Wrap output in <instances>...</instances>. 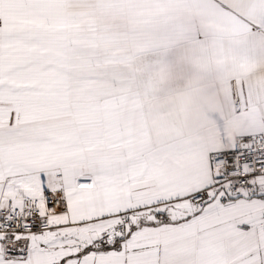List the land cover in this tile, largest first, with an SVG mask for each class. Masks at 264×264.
Returning <instances> with one entry per match:
<instances>
[{
  "label": "snow or ice",
  "instance_id": "6c2138e0",
  "mask_svg": "<svg viewBox=\"0 0 264 264\" xmlns=\"http://www.w3.org/2000/svg\"><path fill=\"white\" fill-rule=\"evenodd\" d=\"M0 264H264V0H0Z\"/></svg>",
  "mask_w": 264,
  "mask_h": 264
}]
</instances>
